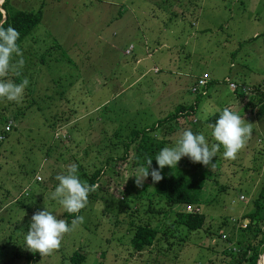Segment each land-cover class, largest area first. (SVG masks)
<instances>
[{"label":"rangeland","instance_id":"374dc122","mask_svg":"<svg viewBox=\"0 0 264 264\" xmlns=\"http://www.w3.org/2000/svg\"><path fill=\"white\" fill-rule=\"evenodd\" d=\"M7 3L12 11L42 9L20 56L13 54L10 72L0 77L28 81L19 102L0 99V133L12 124L0 141V264H70L74 252L85 255L82 264H236L247 246L259 245L264 210L249 215L264 181V117L255 114L248 92L236 97L224 79L264 85V0ZM200 78L212 83L195 104L199 95L190 89ZM191 105L193 115L154 131L165 147L185 129L209 138L206 121L224 108L251 128L234 159L218 152L210 166L187 157L176 168L165 166L166 174L201 184L196 210L205 223L197 231L177 224L181 206H166L150 177L137 187L134 146L127 155L122 146L130 132L150 129L177 107ZM205 111L212 114L202 119ZM71 164L88 174L102 171L99 188L78 212L83 222L76 220L51 254L29 252L23 235L33 213L45 206L64 219L49 194L55 176ZM125 186L127 198L121 197ZM143 225L158 239L136 252L130 238ZM261 246L256 264H264Z\"/></svg>","mask_w":264,"mask_h":264},{"label":"clouds","instance_id":"9594fccd","mask_svg":"<svg viewBox=\"0 0 264 264\" xmlns=\"http://www.w3.org/2000/svg\"><path fill=\"white\" fill-rule=\"evenodd\" d=\"M18 37L19 33L13 27L0 26V77H4L10 69V59L13 54L20 56V49L16 43ZM23 63L22 58L17 61L18 66H22ZM27 83V80L16 84L0 79V99L19 102ZM217 111L219 113L217 118L208 125L209 138L203 133H194L191 129H185L171 146L161 148L154 157L145 158L139 169V179L131 176L136 178L137 187L149 177L152 183L159 182L163 178L161 170L165 166L170 170L176 168L177 163L184 157L202 166L213 165V158L218 152H221L224 159H234L250 136L251 128L249 123H246L236 112L228 108ZM211 114L205 111L201 118L207 119ZM153 159L155 168L152 167ZM55 180L57 183L49 194V200L54 201L69 215L83 209L88 203L89 193L99 188L98 184L89 185L79 178L76 164H71L66 171L57 174ZM76 220L82 223L83 217L77 216ZM75 226L76 221L69 225L44 206L29 218L27 231L23 235V247L29 252L38 253L39 256H47L60 247L62 236Z\"/></svg>","mask_w":264,"mask_h":264},{"label":"trees","instance_id":"16d2710c","mask_svg":"<svg viewBox=\"0 0 264 264\" xmlns=\"http://www.w3.org/2000/svg\"><path fill=\"white\" fill-rule=\"evenodd\" d=\"M1 9L5 13V20L1 23L2 27H13L18 33L19 37L16 41L17 46L21 49V44L26 37H29L36 26L39 24L41 19V9L36 12H19L12 11L7 3V0H4L1 4ZM2 20V14L0 11V22ZM10 72V69L8 70ZM6 73V75L8 74ZM212 82H210L211 84ZM208 84V86L210 85ZM250 88V87H249ZM239 95H242L240 91H236ZM252 100L256 101L255 114L260 117H264V85L254 86L250 88L248 92ZM244 94V93H243ZM246 94V93H245ZM200 98L197 97L196 102ZM195 110L194 106L189 107L179 106L175 109V112L168 116L161 122L153 124L150 129L144 128L139 131H133L129 133V138L123 142L122 146L124 148L125 154L129 153L131 146H134V156L132 161V167L140 168L143 165L145 158L154 157V155L163 147L166 143L164 140H159L156 136L155 130H158L165 123L173 122L178 120V118H184V116L189 115V113ZM218 115H214L207 119V123H213ZM10 121L6 122L3 125L2 132L0 133L3 137L7 133H4V128ZM11 123V122H10ZM12 126V124H11ZM121 158V160H126L127 156ZM152 167L155 168V160H152ZM166 169L161 170V175L163 178L156 183H152L153 193L163 201V203L168 206L170 209L173 206H181V209L175 212L176 222L179 226H182L187 231H197L200 230L204 225V217L197 212V206L199 205V194L201 192V184L194 179L185 176H174L165 173ZM101 170L92 172L91 174L87 173L81 167H78L79 178L82 181H86L89 185L99 182ZM138 193V194H137ZM90 194V193H89ZM127 186H125L124 191L122 192L121 197H128ZM139 192L133 196L136 200L140 199ZM255 206V211L253 214L249 215V218L255 217L261 209L264 210V181L260 189L257 198L253 202ZM186 207H191L192 212H187ZM64 220L70 224L73 221H76L78 213L69 215L66 212H63ZM253 219V218H252ZM157 231L149 226L143 225L135 229L132 237L130 238V246L136 252H142L146 249L151 248L157 241ZM256 236V235H255ZM264 242V236L259 239V245L257 247L247 246L245 251L240 255L239 260L236 264H256L259 256L263 252L262 244ZM85 255L79 252H74L70 257V264H82L84 262Z\"/></svg>","mask_w":264,"mask_h":264},{"label":"built area","instance_id":"2783aa9c","mask_svg":"<svg viewBox=\"0 0 264 264\" xmlns=\"http://www.w3.org/2000/svg\"><path fill=\"white\" fill-rule=\"evenodd\" d=\"M154 71L156 72V70H154ZM208 82L209 81L206 78L197 79L195 81V84L193 85V87H191V89H190L191 94L199 95L200 97L206 96ZM224 83H228L229 89L233 92H236L239 90L240 93L245 94V93L250 91L249 87H247L245 85H237L236 83L231 82L228 79H224ZM189 115H193V112L192 113L190 112ZM193 122L195 123V120ZM10 128H11V123L9 122V123H7V125L4 128V131H5L4 133H8L10 131ZM3 139H4L3 135L2 136L0 135V141H2ZM186 211L192 212L191 207H186Z\"/></svg>","mask_w":264,"mask_h":264},{"label":"water","instance_id":"95a60500","mask_svg":"<svg viewBox=\"0 0 264 264\" xmlns=\"http://www.w3.org/2000/svg\"><path fill=\"white\" fill-rule=\"evenodd\" d=\"M1 5V4H0ZM0 11H1V14H2V20H1V22H0V25H1V23L5 20V13H4V11L1 9V6H0ZM264 255V254H263Z\"/></svg>","mask_w":264,"mask_h":264},{"label":"crops","instance_id":"0c3cea01","mask_svg":"<svg viewBox=\"0 0 264 264\" xmlns=\"http://www.w3.org/2000/svg\"><path fill=\"white\" fill-rule=\"evenodd\" d=\"M138 62V61H137ZM225 79H228V80H230L229 78H225ZM210 82V81H209ZM209 84V83H208ZM238 85V84H237ZM240 85H243V84H240ZM208 86V85H207ZM235 93V96L237 97V96H239V93H236V92H234ZM239 106H242V104L241 103H239Z\"/></svg>","mask_w":264,"mask_h":264}]
</instances>
